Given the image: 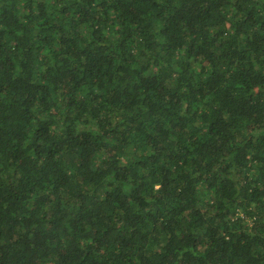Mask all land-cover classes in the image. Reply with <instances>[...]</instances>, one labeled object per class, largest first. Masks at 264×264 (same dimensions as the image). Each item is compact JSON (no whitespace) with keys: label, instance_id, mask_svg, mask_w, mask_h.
I'll return each instance as SVG.
<instances>
[{"label":"trees","instance_id":"obj_1","mask_svg":"<svg viewBox=\"0 0 264 264\" xmlns=\"http://www.w3.org/2000/svg\"><path fill=\"white\" fill-rule=\"evenodd\" d=\"M0 264H264V0H0Z\"/></svg>","mask_w":264,"mask_h":264}]
</instances>
